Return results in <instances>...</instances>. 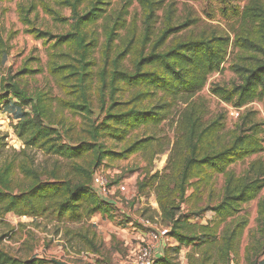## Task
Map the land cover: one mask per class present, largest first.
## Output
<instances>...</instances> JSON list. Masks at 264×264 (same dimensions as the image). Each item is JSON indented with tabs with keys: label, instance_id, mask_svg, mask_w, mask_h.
Masks as SVG:
<instances>
[{
	"label": "rangeland",
	"instance_id": "obj_1",
	"mask_svg": "<svg viewBox=\"0 0 264 264\" xmlns=\"http://www.w3.org/2000/svg\"><path fill=\"white\" fill-rule=\"evenodd\" d=\"M95 1L82 0L77 6L78 12L88 11ZM153 1V21L149 29L145 28L146 9L140 0H104L99 5L103 10L101 17L84 28L86 42L93 44L84 61L87 101L91 110L88 113L65 103L82 106L84 102L77 93L78 76L70 73L81 66L76 45L53 46V40L47 37L38 39L30 32L39 30L59 35L71 31L70 8L60 0H0V25L10 45L9 52L0 57V88L9 77H13V82L29 96L38 97L45 107L48 118L44 124H51L59 134L76 142L85 137V129L90 123L102 121L112 98L125 102L141 90L118 85L114 93L110 92L107 83L118 53H123L119 66L131 70L132 61L138 54L144 55L155 46L168 27L179 26L168 34L158 51L190 37L211 34L228 37V51L220 69L208 77L206 85L192 99L203 102L202 127L215 122L218 128L214 135L198 142V150L200 153H215L229 146L238 134L250 129L247 132H255L260 151L229 163L226 170L236 177L252 176L250 163L257 160L264 163V94L240 107L235 116L230 113L234 106L212 92L215 86L231 88L239 83L233 64H251L256 58L263 57L234 43L238 35L253 30L251 25L242 22V13L249 0ZM260 2L264 5V0ZM64 65L69 67L61 68ZM149 90L151 95L137 102L138 108L149 109L163 100L161 92ZM15 108L12 104L1 107L4 114L0 116V167L10 166L14 193L29 186L32 180L30 171L44 172L42 180L55 171L58 177L75 182L81 176L79 167L94 168V158L90 154L69 160L46 154L38 145H23L14 132L17 122ZM184 110L185 104L175 102L156 126L130 130L124 139L109 135L99 138L98 142L110 152H120L134 140L149 138L144 150L123 158L107 155L95 168L94 172H101L107 181L106 194L102 198L113 203L110 213L96 214L78 222L57 221L50 213L32 217L0 214V249L20 258L36 256L65 264H131L133 251L147 232L138 219L150 218L167 227V222L161 220L155 184L150 177L155 173H167L165 166L169 157H175L181 150L179 122ZM96 112L98 116H95ZM203 175L205 180L200 182L193 196L180 204L176 213L185 216L183 220L190 223H209L215 227L216 234L208 238L211 243L202 241L206 238L202 237L201 241L189 245L179 244L170 237L166 246L168 256L177 264L264 262L261 212L264 188L252 200L241 203L237 213L220 221L209 208L219 203L223 196L225 174L206 168ZM195 180L197 178L191 182ZM193 190L194 187H190L187 194ZM79 233L92 242H82ZM229 243L231 248L228 250Z\"/></svg>",
	"mask_w": 264,
	"mask_h": 264
},
{
	"label": "trees",
	"instance_id": "obj_2",
	"mask_svg": "<svg viewBox=\"0 0 264 264\" xmlns=\"http://www.w3.org/2000/svg\"><path fill=\"white\" fill-rule=\"evenodd\" d=\"M60 1L71 10L73 19L71 31L59 35H50L39 30H30V32L38 39L47 37L46 39L53 40V46L64 43L76 45L81 66L70 73L78 76L77 93L84 102L82 106L72 102L65 103L71 108H82L90 113L84 79L86 76L84 61L88 55V48L93 44L91 41L86 42L84 28L101 17L103 10L99 5L104 3V0H96L92 7L82 14L77 10L82 0ZM140 3L146 9L145 28L149 29L153 21L154 1L140 0ZM242 22L251 25L253 30H246L243 36L238 35L234 40L235 45L250 52H258L263 57L256 58L251 64H233V70L239 76L238 84L231 88L217 86L212 88L214 94L237 108L264 94V5L260 0H249L242 13ZM178 27H168L164 30L155 42V46L144 55L138 54L132 61L131 70L119 66L123 53L116 55L107 83L110 92L114 93L118 85L141 90H137L131 99L125 102H117L112 98L102 121L97 124L90 123L85 129V137L76 142L59 134L51 124H44L48 115L38 97L29 96L24 89L13 82V77H9L3 83L0 88V107L10 104L16 107L14 117L17 122L14 132L22 140L23 145L27 147L38 145L46 154L69 160L90 154L94 158L92 164L94 168L79 167L81 176L75 182L58 177L55 171L45 180L40 179L44 172L30 171L28 173L32 180L29 186L19 193H14L9 176L10 166L0 167V214L13 213L32 217L50 213L57 221L78 222L96 214L110 213L113 203L99 196L92 186L95 168L107 155L123 158L144 150L149 144V138L134 140L120 152L105 150L103 144L98 142L99 138L109 135L115 139H124L130 130L146 125L156 126L175 102L185 104L179 122L181 150L177 151L175 157H169L165 166L167 173H155L150 177L155 184L154 192L161 220L167 222L169 227V236L183 245L201 241L202 237H206L202 241L211 243L208 238L215 236L216 229L209 223L205 225L190 223L186 219L183 220L185 216L176 213L180 204L193 196L200 182L205 180L203 173L206 168L224 173L226 177L221 200L209 208L220 218V221L237 213L241 203L256 197L264 188L262 161L250 163V169L253 170V175L250 177H236L226 170L229 163L260 151L261 145L255 132H247L250 129L245 130L244 133L238 134L229 146L215 153H200L198 150V142L206 136L214 135L218 128L215 122L202 127L203 102L192 99L206 85L208 77L220 69L228 51L229 38L215 34L200 35L177 41L168 48L158 51V47L168 34L176 31ZM9 49L8 38L4 36L0 25V57L8 53ZM68 67L61 66L63 69ZM149 89L161 92L163 100L149 109L138 108L136 103L151 95ZM26 108L29 109L25 111ZM172 154L174 155V152ZM196 178L197 180L191 182ZM190 187H194V190L187 194ZM262 208L264 230V208L263 211ZM78 236L82 242L86 241L87 244L92 242L84 234L79 233ZM230 245L231 243L228 245V250L231 248ZM0 264H56V261L36 256L20 258L0 249ZM152 264L177 263L168 256L167 248L163 250L161 256L153 260Z\"/></svg>",
	"mask_w": 264,
	"mask_h": 264
},
{
	"label": "built area",
	"instance_id": "obj_3",
	"mask_svg": "<svg viewBox=\"0 0 264 264\" xmlns=\"http://www.w3.org/2000/svg\"><path fill=\"white\" fill-rule=\"evenodd\" d=\"M240 108L231 107L230 113L238 115ZM4 112L0 107V116ZM107 181L98 170L93 173L92 186L99 196H105ZM140 224L147 229L146 235L143 236L137 248L133 251L131 264H152L158 253H163L165 246L170 243L169 227L159 225L155 220L150 218H139Z\"/></svg>",
	"mask_w": 264,
	"mask_h": 264
},
{
	"label": "water",
	"instance_id": "obj_4",
	"mask_svg": "<svg viewBox=\"0 0 264 264\" xmlns=\"http://www.w3.org/2000/svg\"><path fill=\"white\" fill-rule=\"evenodd\" d=\"M95 116H98V112H96ZM56 264H65V263H60V262L56 261Z\"/></svg>",
	"mask_w": 264,
	"mask_h": 264
},
{
	"label": "crops",
	"instance_id": "obj_5",
	"mask_svg": "<svg viewBox=\"0 0 264 264\" xmlns=\"http://www.w3.org/2000/svg\"><path fill=\"white\" fill-rule=\"evenodd\" d=\"M161 255H162L161 253H158L157 257H158V256H161Z\"/></svg>",
	"mask_w": 264,
	"mask_h": 264
}]
</instances>
